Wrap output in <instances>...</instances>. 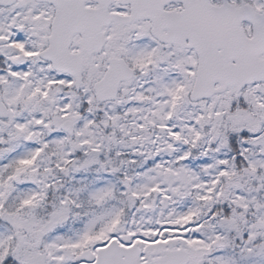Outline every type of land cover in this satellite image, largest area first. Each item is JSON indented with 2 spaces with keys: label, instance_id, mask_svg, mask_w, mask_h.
I'll use <instances>...</instances> for the list:
<instances>
[{
  "label": "snow or ice",
  "instance_id": "snow-or-ice-1",
  "mask_svg": "<svg viewBox=\"0 0 264 264\" xmlns=\"http://www.w3.org/2000/svg\"><path fill=\"white\" fill-rule=\"evenodd\" d=\"M0 264H264V0H0Z\"/></svg>",
  "mask_w": 264,
  "mask_h": 264
}]
</instances>
